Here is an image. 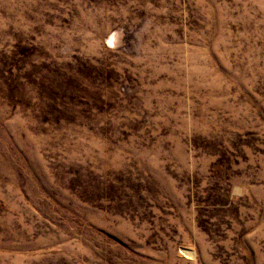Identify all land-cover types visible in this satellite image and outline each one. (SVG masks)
<instances>
[{
    "label": "rangeland",
    "instance_id": "rangeland-1",
    "mask_svg": "<svg viewBox=\"0 0 264 264\" xmlns=\"http://www.w3.org/2000/svg\"><path fill=\"white\" fill-rule=\"evenodd\" d=\"M0 264H264V0H0Z\"/></svg>",
    "mask_w": 264,
    "mask_h": 264
}]
</instances>
